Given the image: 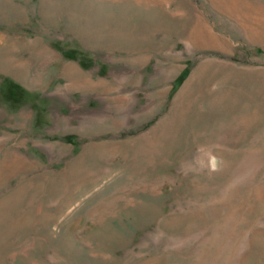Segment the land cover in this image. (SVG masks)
<instances>
[{
	"label": "rangeland",
	"instance_id": "374dc122",
	"mask_svg": "<svg viewBox=\"0 0 264 264\" xmlns=\"http://www.w3.org/2000/svg\"><path fill=\"white\" fill-rule=\"evenodd\" d=\"M0 264H264V0H0Z\"/></svg>",
	"mask_w": 264,
	"mask_h": 264
}]
</instances>
